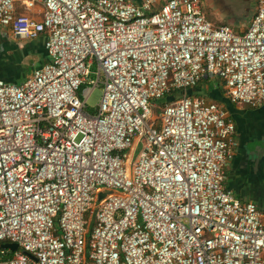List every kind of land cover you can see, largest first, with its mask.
Returning <instances> with one entry per match:
<instances>
[{"label": "built area", "instance_id": "2783aa9c", "mask_svg": "<svg viewBox=\"0 0 264 264\" xmlns=\"http://www.w3.org/2000/svg\"><path fill=\"white\" fill-rule=\"evenodd\" d=\"M253 1L236 32L202 0H0V28L43 36L48 58L22 84L0 80V245L18 246L0 264H264V208L225 186L238 149L225 107L185 93L159 106L203 79L264 105Z\"/></svg>", "mask_w": 264, "mask_h": 264}, {"label": "crops", "instance_id": "0c3cea01", "mask_svg": "<svg viewBox=\"0 0 264 264\" xmlns=\"http://www.w3.org/2000/svg\"><path fill=\"white\" fill-rule=\"evenodd\" d=\"M141 5L143 0H128ZM254 14L255 6H252ZM43 9L26 10L16 5L18 15H27L37 21L42 19ZM232 21L236 32H242L251 20ZM215 24V23H214ZM230 24V25H231ZM45 38L23 40L0 28V80L7 83L22 84L32 74L33 70L45 65L48 61L44 47ZM32 60L35 65L26 73L24 64ZM207 100L225 107L236 128L238 149L233 159L228 163L225 186L232 190L241 202L254 203L258 208H264V105L258 109L248 106L232 105L224 95L222 83L217 79H209L203 88ZM204 97V96H203ZM206 97V96H205ZM259 147L258 157H251V152ZM247 150V151H246Z\"/></svg>", "mask_w": 264, "mask_h": 264}, {"label": "rangeland", "instance_id": "374dc122", "mask_svg": "<svg viewBox=\"0 0 264 264\" xmlns=\"http://www.w3.org/2000/svg\"><path fill=\"white\" fill-rule=\"evenodd\" d=\"M203 16L211 23L218 25H229L233 28L231 24L232 21L241 22L246 21L250 17L252 12V6L249 0H202ZM231 24V25H230ZM32 60L26 61L24 64V69L26 73H29L32 67L35 65ZM93 72L96 67H93ZM96 76L93 74L92 79ZM102 87H96L88 100V105L94 107L98 105L102 93ZM207 99V97H205ZM162 113L161 108L157 107L153 110V115L158 117ZM152 124V122H150Z\"/></svg>", "mask_w": 264, "mask_h": 264}, {"label": "trees", "instance_id": "16d2710c", "mask_svg": "<svg viewBox=\"0 0 264 264\" xmlns=\"http://www.w3.org/2000/svg\"><path fill=\"white\" fill-rule=\"evenodd\" d=\"M234 29V28H233ZM235 30V29H234ZM208 81H209V79H203L195 88H192V89H189L188 91H186V92H180V94L182 95V94H187L188 96H192V97H207V94L206 93H204V90H203V88H204V86L206 85V84H208ZM84 89H85V87L84 88H82V91H84ZM178 93H173V94H171V95H168V96H166L164 99H162L160 102H159V106L160 107H163V106H165V105H167V104H169V103H171L172 101H174L175 100V97H176V95H177Z\"/></svg>", "mask_w": 264, "mask_h": 264}, {"label": "water", "instance_id": "95a60500", "mask_svg": "<svg viewBox=\"0 0 264 264\" xmlns=\"http://www.w3.org/2000/svg\"><path fill=\"white\" fill-rule=\"evenodd\" d=\"M179 96H181V94H177L175 98H178ZM247 151V150H246ZM261 149L259 147H257L256 149H254L253 151H247V153L251 156V157H258V155L260 154ZM102 197V195H100V198ZM0 250H10L11 252H16L18 251V246L16 244H1L0 245Z\"/></svg>", "mask_w": 264, "mask_h": 264}, {"label": "flooded vegetation", "instance_id": "af4514ba", "mask_svg": "<svg viewBox=\"0 0 264 264\" xmlns=\"http://www.w3.org/2000/svg\"><path fill=\"white\" fill-rule=\"evenodd\" d=\"M249 3H250L251 6L254 5V1L253 0H249Z\"/></svg>", "mask_w": 264, "mask_h": 264}]
</instances>
